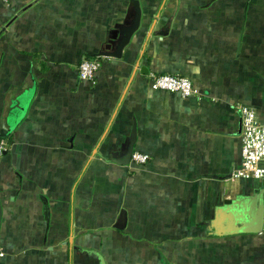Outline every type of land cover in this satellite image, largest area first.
<instances>
[{
    "label": "crops",
    "instance_id": "crops-1",
    "mask_svg": "<svg viewBox=\"0 0 264 264\" xmlns=\"http://www.w3.org/2000/svg\"><path fill=\"white\" fill-rule=\"evenodd\" d=\"M137 1L114 59L130 0H0V264H264V231L210 227L222 202H264V178L234 177L240 108L264 123V0ZM153 74L196 94L154 91Z\"/></svg>",
    "mask_w": 264,
    "mask_h": 264
},
{
    "label": "built area",
    "instance_id": "built-area-1",
    "mask_svg": "<svg viewBox=\"0 0 264 264\" xmlns=\"http://www.w3.org/2000/svg\"><path fill=\"white\" fill-rule=\"evenodd\" d=\"M99 69L98 59H84L77 66L78 78L81 81L93 83ZM149 84L154 91L175 94L181 99H188L196 94L193 83L184 76L153 74L149 76ZM240 114L241 164L234 172V177L241 180H259L264 178V167L261 166L264 163V123L258 120L252 108L241 107ZM6 148L7 142L0 139V158ZM131 161L137 166H143L149 161V157L146 154L135 152Z\"/></svg>",
    "mask_w": 264,
    "mask_h": 264
},
{
    "label": "water",
    "instance_id": "water-1",
    "mask_svg": "<svg viewBox=\"0 0 264 264\" xmlns=\"http://www.w3.org/2000/svg\"><path fill=\"white\" fill-rule=\"evenodd\" d=\"M130 5L132 10L127 23L112 32L111 41L113 44L106 46L105 52L100 54L101 57L120 59L123 51L130 45L132 38L139 30L141 22L139 2L137 0H130ZM25 9H22L21 12ZM263 216V200H257V196H241L236 201L229 200L222 202L215 210L210 227L217 236L233 233L260 234L263 231ZM118 222L119 224L115 228L122 230L125 227V212L123 210L120 211Z\"/></svg>",
    "mask_w": 264,
    "mask_h": 264
}]
</instances>
